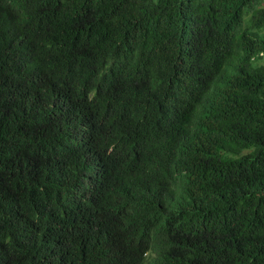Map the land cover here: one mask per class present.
<instances>
[{
	"label": "trees",
	"instance_id": "16d2710c",
	"mask_svg": "<svg viewBox=\"0 0 264 264\" xmlns=\"http://www.w3.org/2000/svg\"><path fill=\"white\" fill-rule=\"evenodd\" d=\"M0 264H264V0H0Z\"/></svg>",
	"mask_w": 264,
	"mask_h": 264
},
{
	"label": "clouds",
	"instance_id": "9594fccd",
	"mask_svg": "<svg viewBox=\"0 0 264 264\" xmlns=\"http://www.w3.org/2000/svg\"><path fill=\"white\" fill-rule=\"evenodd\" d=\"M127 182H128V179L124 180L122 183L119 182L117 185L113 186L111 194H114L120 190H124L126 185H127ZM136 185H138V183ZM136 185L131 187V188H133L131 190L139 189V187ZM108 196H109L108 194L103 195L102 193H100V195H98V194L94 193V195H92L91 197L89 196L88 201L90 203H94V205H105V204H108L110 202V199ZM109 216L110 215H104V214L100 215V214H96V213L90 211L89 220L92 223V225L94 226V228L97 229V228H101L104 226L106 219L110 218Z\"/></svg>",
	"mask_w": 264,
	"mask_h": 264
}]
</instances>
